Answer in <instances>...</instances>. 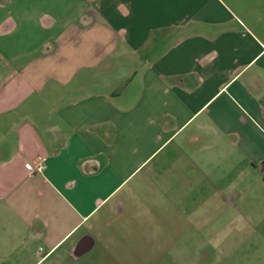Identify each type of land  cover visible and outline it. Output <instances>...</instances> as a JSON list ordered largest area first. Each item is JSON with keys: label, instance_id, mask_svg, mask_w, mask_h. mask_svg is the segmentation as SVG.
Segmentation results:
<instances>
[{"label": "crops", "instance_id": "obj_1", "mask_svg": "<svg viewBox=\"0 0 264 264\" xmlns=\"http://www.w3.org/2000/svg\"><path fill=\"white\" fill-rule=\"evenodd\" d=\"M263 160L264 0H0V264L264 260Z\"/></svg>", "mask_w": 264, "mask_h": 264}, {"label": "rangeland", "instance_id": "obj_2", "mask_svg": "<svg viewBox=\"0 0 264 264\" xmlns=\"http://www.w3.org/2000/svg\"><path fill=\"white\" fill-rule=\"evenodd\" d=\"M128 236H130L129 241L133 243H131L130 248H128V244H130L129 242H126L124 245L120 244L121 242L118 240H116L115 243L113 242V244L110 243V252H108L113 255L114 258H109L106 256V252L102 250L100 251V254H95L91 260H87L83 264H157V261H154V257L158 255V251L154 253L148 249H143L140 245L141 240L138 233L134 232L128 234ZM226 257L230 261V264H264L263 258L247 256ZM116 259H121L122 262H117Z\"/></svg>", "mask_w": 264, "mask_h": 264}, {"label": "built area", "instance_id": "obj_3", "mask_svg": "<svg viewBox=\"0 0 264 264\" xmlns=\"http://www.w3.org/2000/svg\"><path fill=\"white\" fill-rule=\"evenodd\" d=\"M42 160H40L39 162H37L36 164H31L30 162H26L24 165L27 168V170L30 172V174H34V173H38L41 171L43 165L41 164ZM260 174L263 176L264 178V160L260 166Z\"/></svg>", "mask_w": 264, "mask_h": 264}]
</instances>
